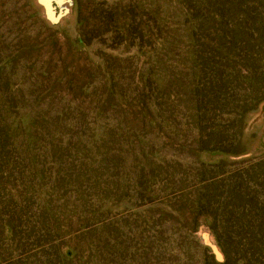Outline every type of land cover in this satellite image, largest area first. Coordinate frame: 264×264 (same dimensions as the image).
I'll list each match as a JSON object with an SVG mask.
<instances>
[{"label": "rangeland", "instance_id": "1", "mask_svg": "<svg viewBox=\"0 0 264 264\" xmlns=\"http://www.w3.org/2000/svg\"><path fill=\"white\" fill-rule=\"evenodd\" d=\"M0 264H264V0H0Z\"/></svg>", "mask_w": 264, "mask_h": 264}]
</instances>
